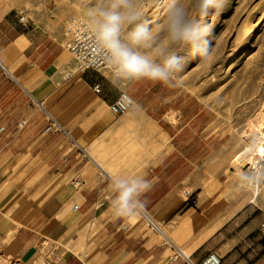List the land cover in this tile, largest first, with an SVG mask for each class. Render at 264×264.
I'll list each match as a JSON object with an SVG mask.
<instances>
[{"label": "crops", "instance_id": "obj_1", "mask_svg": "<svg viewBox=\"0 0 264 264\" xmlns=\"http://www.w3.org/2000/svg\"><path fill=\"white\" fill-rule=\"evenodd\" d=\"M64 21L0 17V256L37 264L53 248L56 264H185L141 215L110 211V176L142 174L154 181L143 210L194 262L215 251L221 264H264V212L242 193L214 197L198 184L213 156L190 148L186 131L201 112L148 109L134 82L80 67ZM122 91L134 105L117 114Z\"/></svg>", "mask_w": 264, "mask_h": 264}, {"label": "rangeland", "instance_id": "obj_2", "mask_svg": "<svg viewBox=\"0 0 264 264\" xmlns=\"http://www.w3.org/2000/svg\"><path fill=\"white\" fill-rule=\"evenodd\" d=\"M161 3L162 0H153L146 8L150 25L160 20ZM83 6L84 0H0V17L12 9L31 14L55 13L62 19L83 18ZM244 26L248 30L238 38ZM213 39V59L206 63L191 59L180 74L179 86L145 80L134 82L132 88L148 109L174 110L187 116L201 112L195 124L188 120L190 127L186 131L190 148L213 156L204 165L198 184L214 191V197H231L234 191L251 202L255 189L237 186V174L242 169L234 158L250 143L248 129L254 125L264 127V0H230L214 21ZM262 162L264 158L259 156L256 165ZM250 205L264 212V187H259L258 197ZM50 252L53 248L47 254ZM0 264L19 262L0 257Z\"/></svg>", "mask_w": 264, "mask_h": 264}, {"label": "clouds", "instance_id": "obj_3", "mask_svg": "<svg viewBox=\"0 0 264 264\" xmlns=\"http://www.w3.org/2000/svg\"><path fill=\"white\" fill-rule=\"evenodd\" d=\"M229 2L162 0L161 18L153 26L146 19L153 0H84L83 18L93 42L106 54L113 80L177 87L191 59H213L214 21ZM249 147L264 150V138L250 141ZM236 182L243 190L264 187V162L239 171ZM153 185L142 174L111 175L112 215L126 220L141 215L143 197Z\"/></svg>", "mask_w": 264, "mask_h": 264}, {"label": "built area", "instance_id": "obj_4", "mask_svg": "<svg viewBox=\"0 0 264 264\" xmlns=\"http://www.w3.org/2000/svg\"><path fill=\"white\" fill-rule=\"evenodd\" d=\"M21 20H24V18L21 17ZM64 30L68 37L67 49L80 67L96 71L103 69L110 71L106 62V54L93 42L91 34L85 27L84 18L78 16L67 17L64 21ZM94 89L95 91H99L100 86L95 85ZM133 105L134 101L132 97L126 91H122L118 99L110 105V109L114 113L121 114L128 111ZM56 127H59L58 124L54 120H51L48 129L52 130ZM72 183L76 187H81L83 180L80 175H75ZM104 198L107 199L108 196H105ZM100 204H103V202H100ZM141 216L147 221L149 227L153 231L162 235L166 241L171 244L174 251L172 261L182 259L185 264H221V257L215 251L209 252L201 261L194 262L181 248L170 242L160 224L157 223L145 210L142 211ZM260 232L264 238V220L261 223ZM47 252H45L43 264H56L51 259V252L48 254ZM19 264L22 263L19 262Z\"/></svg>", "mask_w": 264, "mask_h": 264}, {"label": "bare ground", "instance_id": "obj_5", "mask_svg": "<svg viewBox=\"0 0 264 264\" xmlns=\"http://www.w3.org/2000/svg\"><path fill=\"white\" fill-rule=\"evenodd\" d=\"M248 27L244 26L242 31L238 33V38L245 35L247 32ZM233 55V54H232ZM256 126H251L247 131V138L249 137L250 141L255 140L256 138H264V127L260 126L258 128H255ZM251 152V154H249ZM260 157L264 158V150L257 149L256 151H252V149L249 147V144L243 147L235 156V160L239 164L240 168L244 170L245 165H249L250 167L256 166V160ZM243 165V168H242ZM240 169V170H241ZM238 171V170H237ZM259 194V187L254 190V198L251 201L254 203L258 197Z\"/></svg>", "mask_w": 264, "mask_h": 264}]
</instances>
